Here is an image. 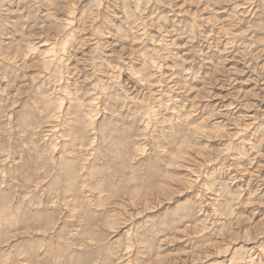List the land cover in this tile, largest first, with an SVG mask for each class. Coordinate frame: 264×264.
Listing matches in <instances>:
<instances>
[{"label": "rangeland", "instance_id": "obj_1", "mask_svg": "<svg viewBox=\"0 0 264 264\" xmlns=\"http://www.w3.org/2000/svg\"><path fill=\"white\" fill-rule=\"evenodd\" d=\"M0 264H264V0H0Z\"/></svg>", "mask_w": 264, "mask_h": 264}]
</instances>
